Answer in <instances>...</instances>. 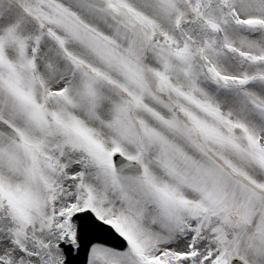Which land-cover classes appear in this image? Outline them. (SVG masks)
<instances>
[{
  "label": "snow or ice",
  "instance_id": "obj_1",
  "mask_svg": "<svg viewBox=\"0 0 264 264\" xmlns=\"http://www.w3.org/2000/svg\"><path fill=\"white\" fill-rule=\"evenodd\" d=\"M0 264H264V0H0Z\"/></svg>",
  "mask_w": 264,
  "mask_h": 264
}]
</instances>
